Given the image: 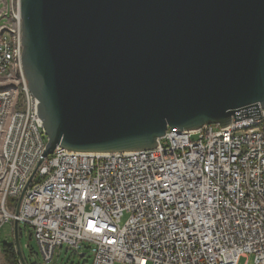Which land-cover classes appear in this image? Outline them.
Here are the masks:
<instances>
[{"label":"built area","instance_id":"built-area-1","mask_svg":"<svg viewBox=\"0 0 264 264\" xmlns=\"http://www.w3.org/2000/svg\"><path fill=\"white\" fill-rule=\"evenodd\" d=\"M0 4V226H28L46 262L87 241L92 264H237L246 253L264 264V107L225 127H168L148 150L43 157L20 0Z\"/></svg>","mask_w":264,"mask_h":264},{"label":"water","instance_id":"water-1","mask_svg":"<svg viewBox=\"0 0 264 264\" xmlns=\"http://www.w3.org/2000/svg\"><path fill=\"white\" fill-rule=\"evenodd\" d=\"M20 16L43 157L148 150L264 107V0H20Z\"/></svg>","mask_w":264,"mask_h":264},{"label":"rangeland","instance_id":"rangeland-1","mask_svg":"<svg viewBox=\"0 0 264 264\" xmlns=\"http://www.w3.org/2000/svg\"><path fill=\"white\" fill-rule=\"evenodd\" d=\"M1 6V4H0ZM13 203H9V209H12ZM127 217V214H123L121 222L123 223ZM13 225L11 222H4L0 226V264H5V258L3 253L4 243L11 242L13 240ZM18 228L22 229V234L18 237V243L22 257L26 264H92L94 245L87 241H83L79 244L78 250L68 248L66 245L61 247L57 246L54 249L52 260L46 262L41 254L36 239L31 236L29 238L30 228L23 223H19ZM68 248V249H66ZM114 264H129L124 262H114ZM149 264V263H148ZM237 264H255L254 255L246 253L238 258Z\"/></svg>","mask_w":264,"mask_h":264},{"label":"trees","instance_id":"trees-1","mask_svg":"<svg viewBox=\"0 0 264 264\" xmlns=\"http://www.w3.org/2000/svg\"><path fill=\"white\" fill-rule=\"evenodd\" d=\"M19 235L20 233L18 232V237ZM3 253L5 258V264H21L16 250L14 236L11 242L4 243Z\"/></svg>","mask_w":264,"mask_h":264}]
</instances>
